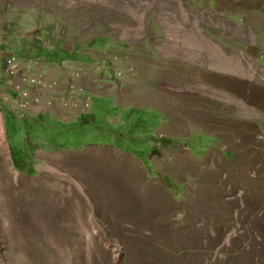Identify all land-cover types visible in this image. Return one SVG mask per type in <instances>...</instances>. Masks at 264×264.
Returning <instances> with one entry per match:
<instances>
[{"label":"rangeland","instance_id":"obj_1","mask_svg":"<svg viewBox=\"0 0 264 264\" xmlns=\"http://www.w3.org/2000/svg\"><path fill=\"white\" fill-rule=\"evenodd\" d=\"M11 56L62 82L53 107L18 108ZM75 70L92 106L67 119ZM130 256L264 264V0H0V264Z\"/></svg>","mask_w":264,"mask_h":264},{"label":"built area","instance_id":"obj_2","mask_svg":"<svg viewBox=\"0 0 264 264\" xmlns=\"http://www.w3.org/2000/svg\"><path fill=\"white\" fill-rule=\"evenodd\" d=\"M38 64L39 62H37L36 66L32 68L34 71L29 70V73L25 77L20 78L16 73L18 72V66L23 68V65L20 63L19 59L15 57L11 56V58L8 59L7 74L8 72L9 74L7 76L12 78V83L16 80L14 85H12V89L17 95H19L17 105L22 111L30 104L37 106L40 103H43V100L45 101V99H47L45 103L48 104V107H53L52 101H50L46 95L42 96V93L46 90L52 98L55 93H53V91H56L57 85L59 88L62 84L61 81L59 83L57 81L53 83L47 82L48 78L41 69V66L40 68H37ZM72 73V77L68 80L67 84L68 94L63 98V105L61 107V110L66 115L65 118L67 119H75L78 116L79 118L89 116L92 106L90 92L88 91V84L90 83L91 75L85 72L81 73L80 70H75Z\"/></svg>","mask_w":264,"mask_h":264},{"label":"trees","instance_id":"obj_3","mask_svg":"<svg viewBox=\"0 0 264 264\" xmlns=\"http://www.w3.org/2000/svg\"><path fill=\"white\" fill-rule=\"evenodd\" d=\"M61 50V49H60ZM70 52H72L71 50H68ZM69 54L68 52L64 51L63 49L61 51H57V50H54V49H47V48H38L37 46L36 47H33L32 48V53L30 54V58L33 59V60H44L45 62H47L48 64H56V65H60L62 64V62H65L67 59H69ZM88 117V116H86ZM84 117V118H86ZM86 120V119H85ZM21 125V123H20ZM32 132H37V129L35 128V124H32V125H29ZM21 130L23 129V126L21 125ZM15 164V163H14ZM16 167V165H15ZM19 172V171H18ZM20 173V172H19Z\"/></svg>","mask_w":264,"mask_h":264},{"label":"crops","instance_id":"obj_4","mask_svg":"<svg viewBox=\"0 0 264 264\" xmlns=\"http://www.w3.org/2000/svg\"><path fill=\"white\" fill-rule=\"evenodd\" d=\"M47 35H49V34H47ZM49 38V37H48ZM104 38H106V37H104ZM109 39V38H108ZM95 47V46H94ZM111 47V46H110ZM110 47L108 48V50H110ZM96 49V48H95ZM64 50V49H63ZM96 50H99V51H106V48L104 47V46H101L100 48H97ZM65 51V50H64ZM70 63H74V65H82V66H84V65H88V63H86V62H83V61H81L79 58H76V59H72V58H70ZM49 65H51V66H57V67H59L60 65H56V64H54V63H52V64H49ZM55 77H60L59 75H57V74H55L54 75ZM57 77V78H58ZM64 79V78H63ZM62 79V80H63ZM163 200V199H162ZM156 201V202H154V207H155V213H158V216H159V218H160V220L159 219H157L158 221H157V226H159L160 228L161 227H163V226H165V222H164V217H167V214H168V211H167V204H164V202L163 201ZM213 205V204H212ZM212 205L210 206V207H212ZM170 207V206H169ZM211 209V211H213V213H214V216H213V218H211L212 220H213V223H212V226H216L215 225V218L217 219V220H219L220 218H217L216 216H215V210H214V207H212V208H210ZM209 208L207 209V210H210ZM169 210H171V208H169ZM209 212V211H208ZM208 217V216H207ZM210 219V218H209ZM184 234H186V231H184ZM130 258H131V260H130V262L129 261H127L126 263H128V264H136V262H135V258H133V257H131L130 256ZM128 259V258H127Z\"/></svg>","mask_w":264,"mask_h":264},{"label":"bare ground","instance_id":"obj_5","mask_svg":"<svg viewBox=\"0 0 264 264\" xmlns=\"http://www.w3.org/2000/svg\"><path fill=\"white\" fill-rule=\"evenodd\" d=\"M219 61V60H218ZM223 64H226V61L224 60V61H221V63H220V66L221 67H223V68H225V70L227 69V68H229V65H223ZM228 64H229V62H228ZM221 67H220V69H221ZM231 67V66H230ZM217 69H218V67H217ZM230 70V69H229ZM226 71H228V70H226ZM225 72V71H224ZM235 74L237 75V76H239V77H241V79L242 78H244V76L246 75V74H244V72L243 73H241V68H239L237 71H235ZM245 79V78H244ZM207 92V91H206ZM209 93V92H208ZM255 97H257V95L255 96ZM262 99V98H261ZM262 192V191H261ZM263 195V194H262ZM262 197V196H261Z\"/></svg>","mask_w":264,"mask_h":264},{"label":"clouds","instance_id":"obj_6","mask_svg":"<svg viewBox=\"0 0 264 264\" xmlns=\"http://www.w3.org/2000/svg\"><path fill=\"white\" fill-rule=\"evenodd\" d=\"M70 62V61H69Z\"/></svg>","mask_w":264,"mask_h":264}]
</instances>
